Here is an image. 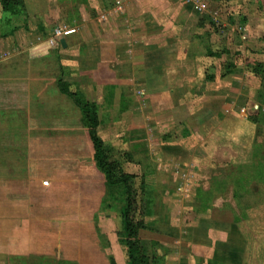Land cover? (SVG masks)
<instances>
[{
  "label": "crops",
  "instance_id": "obj_1",
  "mask_svg": "<svg viewBox=\"0 0 264 264\" xmlns=\"http://www.w3.org/2000/svg\"><path fill=\"white\" fill-rule=\"evenodd\" d=\"M149 1L78 2L79 21L74 32L63 36L65 46L61 38L49 41L53 29L64 25L60 0H23L21 14L4 11L0 1V264H8V258L18 254L69 258L82 264L76 254L83 250L86 226L97 236L96 249L92 248L97 258L91 264L111 262L98 235L105 228L114 247L115 232L97 223L106 181L92 157L82 112L60 89L59 80L97 104L100 136L126 148L143 174L153 168L160 171L166 160L170 161L164 163L167 170L173 162L186 169L168 171L179 197H162V202L171 203L191 200L187 209L194 216L185 232L192 240L186 244L185 235L175 238L178 258L188 247V258L215 261L230 244V228L242 232L244 220L232 226L212 215L195 220L196 211L202 213L201 188L215 181L188 185L190 179L185 177L198 174L199 179L212 170L213 161L233 154L228 146L218 147L217 141L237 148L260 147V124L244 111L245 102L254 100V95L242 85V78L224 82L218 69L213 75L216 82L202 79L206 60L204 53L192 51L196 23L189 2L186 7L174 0H164L167 5ZM152 12L154 18L148 19ZM176 13L181 23L175 21ZM181 127L190 132L176 137L173 133ZM166 133L171 136H163ZM163 139H176L177 147L165 148ZM68 140L72 141L69 150ZM67 155L73 156L74 164L67 162ZM180 156L185 161L176 160ZM214 173L218 183L225 168ZM222 201L221 195L215 203L218 207L210 211L223 207L225 212ZM87 203H93L90 215L84 213ZM68 204L75 205L69 212ZM181 215L171 218L182 219ZM72 236L76 238L73 256L66 254Z\"/></svg>",
  "mask_w": 264,
  "mask_h": 264
},
{
  "label": "rangeland",
  "instance_id": "obj_2",
  "mask_svg": "<svg viewBox=\"0 0 264 264\" xmlns=\"http://www.w3.org/2000/svg\"><path fill=\"white\" fill-rule=\"evenodd\" d=\"M82 0H60L62 6L61 20L63 24L68 26H75V23L79 21L77 12L75 10L77 3ZM108 5L113 3V0H103ZM173 0H171L172 2ZM176 5H184L187 7L191 5L194 9V21L196 23L194 34V51H200L204 53L206 60L205 68L206 75L202 76V79L213 80L216 76H213L218 69L224 82L226 80H234L242 78V85L247 90H251V94L254 95V100L247 101L246 110L248 115H255L260 119V140L257 147V151L264 152V0H174ZM150 3L154 4V0H150ZM165 3L164 0H161ZM168 3V2H167ZM167 3L163 5H167ZM185 3V4H184ZM157 4V3H156ZM162 5V4H159ZM190 6V7H191ZM155 13V12H154ZM154 13L149 14L148 19H153ZM21 19V17H20ZM176 19H180L177 22L181 23L180 13L175 14ZM177 30V29H175ZM200 43H198V42ZM195 49V50H194ZM210 50L209 52L207 50ZM211 53V54H210ZM216 75V74H215ZM199 80L201 83L203 80ZM222 81V80H221ZM216 82V81H215ZM196 92V91H195ZM194 94V92H193ZM176 137L180 135H188L190 129L186 127L178 128ZM163 132V131H162ZM169 134H164L166 136ZM171 136V135H169ZM218 147H226L232 150V155L224 158H220L219 162L213 161L214 166L212 170H208L202 174L198 179V174L195 176L185 177L186 180L190 179V183L209 182L213 185L210 187H202L200 193V200L202 206V213L196 211V218L203 216H215L225 219L228 226H232L237 221L244 220L242 232H239L236 228H230L232 237L230 238V244L226 251H220L215 261L211 260H198L187 257L190 255V248L186 247L181 258H178L175 253L176 239L178 236H186L187 243L189 238L188 232H185L187 227L190 226V221L193 219V214L190 209L189 203L177 202H162V197L168 196L178 198L174 195L175 186L173 180V171L176 167V171L180 169L183 172L181 165H174L171 163V168L167 170L164 167V163L168 164V160L164 161L159 168L160 171L155 168L150 169L145 175L142 173V169L138 166L136 158L134 159L128 153L126 148H122L121 145L115 144L112 138H107L105 144L110 148V156L115 161L119 162L120 168L126 172L136 174L135 184L138 187V198L141 204V210L145 212L142 219L145 222V227H142L138 231V236L143 241H146V248L151 256L149 264H264V187L261 188L260 194H248L245 197H239L236 195V184H239L238 178L229 173L237 172V165L240 163L255 164V167L259 166V156L255 155L253 148L241 147L237 148L231 146L224 141H217ZM86 142H83L84 165L88 163V156H86ZM163 145L167 149H173L177 147V140L163 139ZM69 150L72 146V141H67ZM236 154V155H234ZM93 157V156H92ZM179 158V159H178ZM176 158V160L185 161L182 156ZM38 163H41L42 159L39 157L36 159ZM66 160L68 163L74 164L73 156L67 155ZM208 162V161H207ZM76 163H78L76 161ZM209 163V162H208ZM183 165V163H181ZM208 165V164H207ZM218 166V167H217ZM220 166V167H219ZM169 167V166H168ZM208 167V166H207ZM211 169V167H208ZM226 174H223L224 178L217 181V175L214 173L222 169ZM143 174V175H142ZM181 177V175H180ZM183 178V177H182ZM215 178V179H214ZM48 179V178H45ZM170 183V185L165 186ZM252 185L254 186L255 184ZM258 185V184H257ZM260 185V183H259ZM26 189V188H25ZM23 189V191H25ZM105 195L108 192V186L105 184ZM254 189V187L252 188ZM30 197V187L26 189ZM185 193H187V190ZM87 192H92L91 189ZM223 196L222 205L224 210L210 211L218 203L220 196ZM115 201H111L109 198V204L103 203L102 210L97 213L99 224H104L105 227L111 228L112 232H115L116 245L111 246L110 236H107L105 228L102 227L104 232H100L98 238H100L105 245L107 251L103 254L114 258L115 264H127L126 263V248L120 243L118 230L120 228V209L122 206V199L117 195ZM168 197L166 199L168 200ZM87 199L90 201L92 196L87 194ZM190 199V198H189ZM164 201V200H163ZM170 203V207L169 204ZM87 207L84 205V213L92 214L93 203H87ZM75 207L74 204H68V212ZM220 207V206H219ZM201 208V207H200ZM252 208L253 212H248ZM170 212V213H169ZM183 212V214H179ZM21 213V212H20ZM172 215L182 216V219L176 217L171 218ZM219 219V218H218ZM224 221V220H223ZM22 222V221H20ZM147 222V223H146ZM28 233H30V219L26 220ZM189 224V225H188ZM187 226V227H186ZM87 227V226H86ZM84 227L82 232V251L81 254L75 252V236L70 237L71 242L68 244L70 251H67L68 255H78L82 264H91L97 258L96 252V239L95 230L91 227ZM186 227V228H185ZM27 230V229H26ZM185 235V236H184ZM152 237V238H151ZM78 239V237H77ZM95 243V244H94ZM78 246V245H77ZM95 247V249H92ZM155 255L152 259V256ZM108 260V259H107ZM220 261V262H218ZM78 260L69 258H55V257H35L27 254L11 255L8 258V264H79ZM111 263V262H110Z\"/></svg>",
  "mask_w": 264,
  "mask_h": 264
},
{
  "label": "trees",
  "instance_id": "obj_3",
  "mask_svg": "<svg viewBox=\"0 0 264 264\" xmlns=\"http://www.w3.org/2000/svg\"><path fill=\"white\" fill-rule=\"evenodd\" d=\"M0 1L4 11L13 14L24 12L23 0ZM69 85V82L59 80L60 89L74 100L82 112V122L87 128L92 143L94 161L97 168L104 175L108 186V192L104 196L103 203L109 204V198L111 201H115V198H118L117 195L123 201L120 209L118 236L120 243L126 248V263L149 264L151 256L146 248V241L138 236L139 229L145 227V222L140 217L145 212L141 210L138 198V187L135 184L136 174L122 170L119 162L110 156V148L98 132L100 120L97 104L87 100L81 91L71 90ZM250 118L255 122H260V119L255 115H251ZM254 153L259 156V166L255 167V164L240 163L237 165V172L229 173L230 176L234 174L239 180L235 191L238 198L245 197L248 194L254 195L256 192L260 193L261 188L264 187V152L254 149ZM252 182L255 184L254 186ZM253 187L254 189H252ZM260 194H263V192ZM154 256H152V259ZM110 261V264L116 263L113 257L110 258Z\"/></svg>",
  "mask_w": 264,
  "mask_h": 264
},
{
  "label": "built area",
  "instance_id": "obj_4",
  "mask_svg": "<svg viewBox=\"0 0 264 264\" xmlns=\"http://www.w3.org/2000/svg\"><path fill=\"white\" fill-rule=\"evenodd\" d=\"M76 29L74 26H68V25H58L55 27L52 31V35L49 37V41L51 43H55L58 41V39L62 38L63 36L74 32ZM48 183V181H45Z\"/></svg>",
  "mask_w": 264,
  "mask_h": 264
},
{
  "label": "water",
  "instance_id": "obj_5",
  "mask_svg": "<svg viewBox=\"0 0 264 264\" xmlns=\"http://www.w3.org/2000/svg\"><path fill=\"white\" fill-rule=\"evenodd\" d=\"M60 42L62 43V45H64L65 46V38L64 37H62L61 39H60Z\"/></svg>",
  "mask_w": 264,
  "mask_h": 264
}]
</instances>
